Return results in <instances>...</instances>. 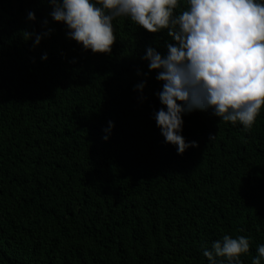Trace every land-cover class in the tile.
I'll list each match as a JSON object with an SVG mask.
<instances>
[{"label": "trees", "instance_id": "trees-1", "mask_svg": "<svg viewBox=\"0 0 264 264\" xmlns=\"http://www.w3.org/2000/svg\"><path fill=\"white\" fill-rule=\"evenodd\" d=\"M50 11L0 0V264H208L203 251L226 234L249 238L240 260L252 264L264 245V105L250 130L210 110L184 115L182 135L199 146L177 154L154 119L163 82L142 59L148 46L167 54V29L117 17L111 53H93ZM45 19L53 31L34 47L26 34Z\"/></svg>", "mask_w": 264, "mask_h": 264}, {"label": "clouds", "instance_id": "clouds-1", "mask_svg": "<svg viewBox=\"0 0 264 264\" xmlns=\"http://www.w3.org/2000/svg\"><path fill=\"white\" fill-rule=\"evenodd\" d=\"M53 21L63 23L66 36L93 53H111L117 41L113 20L127 17L149 33L167 29L172 37L167 54L148 46L142 57L156 80L162 107L154 119L165 143L177 154L198 147L182 135L183 116L195 110L211 111L224 122H239L250 130L264 105V0H186L187 9L175 13L180 0H47ZM27 19L35 22V12ZM43 21L40 33H27L33 46L53 29ZM47 60V54L42 56ZM139 74V73H138ZM146 81L136 90L143 92ZM115 127L109 121L105 132ZM104 139L107 140L109 135ZM215 135L210 136L214 139ZM250 251L249 238L224 235L205 248L208 264H242ZM264 245L252 264H261ZM223 258V259H221Z\"/></svg>", "mask_w": 264, "mask_h": 264}]
</instances>
